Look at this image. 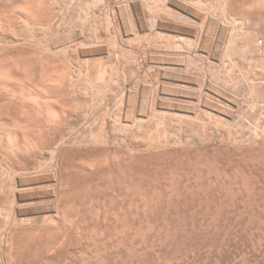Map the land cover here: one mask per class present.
I'll return each mask as SVG.
<instances>
[{
	"label": "rangeland",
	"instance_id": "rangeland-1",
	"mask_svg": "<svg viewBox=\"0 0 264 264\" xmlns=\"http://www.w3.org/2000/svg\"><path fill=\"white\" fill-rule=\"evenodd\" d=\"M38 1L27 0V3L32 9L37 7ZM45 1L42 0L45 6L47 3L48 5L55 3L56 13L53 12L52 5V8L50 5L49 8L48 5L46 7L42 5L45 21L55 19L51 21V26L49 24L43 29L40 28L41 30L38 27L20 30L16 36L14 35V40L19 41L16 42L18 46L15 47L1 43L5 40L4 37L13 39L10 35H0V43L3 45L0 44V48H5V50L0 49V77H2L0 78V131L1 134L6 131L3 136L9 137L12 144L23 143L29 150L40 146L50 135L53 136L57 131L56 123L64 131L69 126L73 127V132L76 134L61 146L60 162L58 160L59 165L56 163L58 166L55 167L60 171L62 180L59 185V212L62 214V216L60 214L62 220L57 225L51 224L52 227L50 224L49 226L37 224L40 231L36 224L23 226L8 222L10 227L6 224V229L0 235L1 261L4 264H264V69H262L264 65L259 63L258 51L251 52L257 49L254 41L246 39L253 37L257 28L264 33V0H257L262 2L260 5L256 0H231L228 11L230 17L226 15L228 12L224 11L222 6L220 9H215V2L216 7L220 4L214 0L212 7L206 5L207 11L204 10L197 21L196 17L194 21L177 20L180 18L177 17L180 13L174 8L172 9L176 11L175 13L170 9L174 22L184 27L183 22L187 21L186 26L195 28L196 34L193 37L186 36L191 40L182 37L186 34H175L162 27L158 28L157 23L162 18H166L162 17V10L157 12L161 15L160 19L157 13V16L155 15L157 18L150 16L151 8H162L164 3L165 8H168L169 4L166 0L160 2L142 0L143 2L138 4L137 7L141 5L139 8H146L145 10L143 8V12L147 13L144 23H148L150 29L141 32L135 27L137 31H133L134 35L124 33L125 22L129 20L131 22L135 16L134 9L127 0H107L111 4H108L109 6L105 4L107 3L105 0L103 2L96 0L97 6L93 0H56V2L49 0L51 2L47 3ZM84 1L93 2L84 4L82 3ZM75 2L78 4L75 5ZM91 4L96 8L93 6L91 8ZM80 7H83V10ZM208 8L212 11L219 10V13L216 14V11L212 12ZM222 10L224 13L227 12L226 17ZM205 11H209L208 13L214 16ZM95 13L97 16L93 15ZM78 15L82 21L86 20L84 24L78 19ZM203 16H207L206 21ZM210 17L219 21L216 26L209 23ZM243 17L247 20L242 21ZM229 18L234 22L229 21ZM248 18L251 22L247 26ZM164 20L166 21L167 18ZM255 20L256 24L253 23ZM236 21H239L238 24L235 23ZM56 23L61 24L53 26ZM231 23H234V26ZM224 26H228L225 28L228 29L224 31L225 33ZM57 27L59 31H56ZM68 28L70 32L77 28V32H69V41L68 36L65 37ZM234 28L235 31L241 29L240 31L249 36L245 34L243 37L242 34L239 36L241 39L238 36L235 38L233 34L231 35ZM246 28L248 31H254L253 34L245 32ZM208 29L210 31L207 32ZM150 31L152 32L149 33ZM80 32L83 33L82 38ZM200 33L209 35L207 41L209 44L198 41ZM84 35L86 37L93 35L94 39H89V42L91 41L89 43L88 38L85 41ZM232 36L235 38L234 41H228ZM95 37L98 39L97 42ZM18 38L23 41V45ZM75 38V42L74 40L72 42ZM63 39L68 42L67 44H71L67 45L68 48L64 47L66 45L63 46L66 42ZM79 39L85 41L83 45L86 43L90 47L85 45L81 47L83 50L84 48L89 50L86 51L87 54L90 52L89 58L85 51L83 55L82 49L75 48V43ZM169 41L173 42L171 46ZM251 42L253 48L249 44ZM228 43L231 47L235 43V47H232L233 49L230 47L228 50ZM244 43H248L250 48ZM208 45L212 49H209ZM61 46L63 49H59ZM200 46L205 50L203 51ZM246 46L251 51L240 49ZM236 48L239 49V54L237 50L234 51ZM214 49L219 58L215 55ZM201 53L206 54V57ZM239 55L247 56L245 62H248L245 63L243 61L245 57L241 56V59ZM234 60L238 61L240 67L245 64V69H243L244 65L243 68L241 67L242 71L250 70L254 65L253 70L257 69V72L261 67L263 73L257 72V74L255 70L249 71L251 73L246 72L247 70L238 73L241 70ZM250 61L251 67L248 65ZM257 63L259 65H255ZM90 67L94 69V74L96 73L94 75L96 80L94 77L93 81L88 79L90 77H86V73L93 70ZM5 72L9 74L5 75ZM90 74L92 77L93 73ZM211 74L215 76L212 78ZM242 74L248 77L252 74L251 80L261 79V81L258 80V84L255 81L256 84L253 85V81L248 80L249 78L244 77L245 81L240 79L243 78ZM202 78L205 80L208 78L205 85ZM87 79L92 82L89 83ZM232 79L235 80L234 83ZM236 79L238 88L236 91L233 87L235 91L233 94L232 86L236 87ZM3 80L10 82L4 83ZM104 81L106 84L103 83ZM202 82V89H199ZM209 83L213 84L212 87ZM157 85L159 87H156ZM207 85L211 90L215 86L219 93L217 94L215 89L209 90ZM246 87L247 93H245ZM253 88L258 91L255 89L254 92L257 94L251 95ZM26 91L30 92L26 93ZM208 92L213 93L216 99ZM223 92L225 94L227 92V98ZM238 92L240 95H237ZM258 92H261L260 95ZM257 95L259 99L261 98L258 99L259 101L256 100ZM198 96L202 97V102L201 99L198 100L200 98ZM230 96L232 98H229ZM46 100L49 106L47 103L44 104ZM221 101L224 104H221ZM246 102L249 103L245 104ZM251 102L254 105L256 103L254 107H259V111L255 110L253 104L249 106ZM229 104L232 105L231 108ZM207 105L208 107H205ZM248 106L251 111H248L250 110ZM252 107L255 114H250L254 112ZM243 108L248 109L246 111L249 113L242 112ZM202 112L206 114L203 115ZM9 123H13L16 128ZM13 131L16 132V136ZM19 132L23 133L25 139L27 138L26 141ZM1 134L0 148L3 149L5 137ZM0 163L1 229V225L7 222L6 217L13 212L12 203L14 208V200H17V197H13L17 194L13 188V184L17 185V180L15 181V176V179L12 177L15 174L11 175L13 172L9 168V163L2 160ZM2 163L4 171L1 168ZM5 169L11 171L5 172ZM13 218L14 215H11L10 219H7L11 222Z\"/></svg>",
	"mask_w": 264,
	"mask_h": 264
},
{
	"label": "bare ground",
	"instance_id": "bare-ground-1",
	"mask_svg": "<svg viewBox=\"0 0 264 264\" xmlns=\"http://www.w3.org/2000/svg\"><path fill=\"white\" fill-rule=\"evenodd\" d=\"M45 1V0H44ZM49 1V0H48ZM48 1H45L46 3L48 2ZM55 2H56V0H54ZM60 1H62V0H60ZM73 1V0H72ZM74 1H76V0H74ZM81 1V0H80ZM93 1H95L96 2V6H97V1L96 0H93ZM93 1H90V2H86V1H84V2H82V3H91V2H93ZM104 0H102V2H103ZM105 1H107V0H105ZM117 1V0H116ZM123 1H126V0H123ZM150 1V0H149ZM163 1V0H162ZM166 1H168V8L166 7L165 8V3L163 4V6L164 7H162V8H160V7H158V8H155V9H150V12H149V10H148V12L150 13V16L151 17H154L155 15H156V13L157 12H159L160 10H162V17H166L167 18V20L165 21L164 19H166V18H162L161 19V21L159 22V23H157V26H158V28H164L165 30H167V31H169V32H175V34H186V35H183L182 37H184V38H187L188 40L190 39V38H188V37H186L187 35L188 36H194L195 34H196V31H195V28H192L191 26L190 27H188V26H186V24H187V21H186V23L185 22H183L184 24H185V26L183 27L180 23H179V21H178V23L180 24H177L176 22H174L173 20V18L171 17L172 15V11L170 10V9H172V8H174L177 12H179L180 14L178 15V14H175L177 17H180V18H176L177 20H193L194 19V17H196L195 18V20L198 18V17H201V14L203 15V11L204 10H206L207 11V6L210 8V6L212 7V1H214V0H166ZM216 1V0H215ZM218 2H219V7L217 6L216 7V2H215V4H214V6H215V9L216 8H219L220 9V6H222V8H223V10L224 11H229L230 10V2H231V0H217ZM257 1V0H256ZM261 1H263V0H261ZM258 2V4L260 5V3H262V2ZM49 2H51V1H49ZM58 2V1H57ZM67 2V1H66ZM68 2H70V1H68ZM77 2H79V1H77ZM77 2H75L74 4L75 5H77L78 3ZM101 2V1H100ZM99 2V3H100ZM101 2V3H102ZM127 2H129L130 4H131V6L130 7H133V9H134V12L133 13H135V18L133 17V19L131 20V22H129V21H127V23L125 22V24L126 25H124V33H133V31H137V29H138V31H146L147 29H150V27L147 25V24H145L144 23V19L145 18H147L146 17V15H147V13L145 14L144 12H143V8L141 9V8H139V7H137L138 6V4L140 3V2H143L142 0H127ZM145 2H147V1H145ZM151 2H153V0H151ZM156 2H160V0L158 1H156ZM155 2V3H156ZM244 2V1H243ZM32 3V2H31ZM54 3V2H53ZM63 3V2H62ZM73 3V2H72ZM80 3V2H79ZM98 3V4H99ZM120 3V2H119ZM121 3H123V2H121ZM148 3V2H147ZM264 3V2H263ZM55 4V3H54ZM54 4L52 5V4H49L50 6L52 5L53 6V9H54ZM61 4V3H60ZM93 4V5H94ZM102 4H104V3H102ZM105 4H109L108 3V1H107V3H105ZM113 4V3H112ZM118 4V3H117ZM144 4V3H143ZM152 4V3H151ZM154 4V3H153ZM208 4V5H207ZM211 4V5H210ZM30 5V4H29ZM28 5V3H27V0H0V35H10L13 39H7V38H5L4 37V39L5 40H3L1 43L2 44H6V46H8V47H11V45L13 46L14 45V47H15V45H17L18 43H19V41H17V40H14L15 38H14V35L16 36V34L20 31V30H25V29H34V28H36L37 29V27L39 28V30H41L40 28H42L43 29V27L45 26H47V25H49L50 23H51V21L52 20H55V19H50V20H48V21H45V19H44V10L42 9V5H44V3H42V0H39L38 2H37V7L36 8H32L31 9V6H29ZM33 5H35V3L33 4ZM47 5H48V3H47ZM46 5V6H47ZM48 5V7L47 8H49L50 6ZM59 5V4H58ZM57 5V6H58ZM75 5H72V6H75ZM83 5V4H82ZM92 4H91V8H92V6H93ZM99 5H101V4H99ZM106 5V6H107ZM109 5H111V4H109ZM108 5V6H109ZM114 5V4H113ZM120 5V4H119ZM123 5V4H122ZM125 5V4H124ZM127 5V4H126ZM129 5V4H128ZM147 5H150V4H147ZM154 5H156L157 6V4H154ZM153 5V6H154ZM207 5V6H206ZM218 5V4H217ZM256 5H257V3H256ZM259 5H258V8H260L259 7ZM45 6V5H44ZM45 6V7H46ZM52 6H51V8H52ZM68 6V5H67ZM66 6V7H67ZM80 6H81V4H80ZM89 6V5H88ZM88 6L86 7V8H88ZM102 6V5H101ZM107 6V7H108ZM145 6V5H144ZM152 6V5H151ZM251 6V5H250ZM250 6H248V8H250ZM62 7H63V5H62ZM77 7V6H76ZM90 7V6H89ZM93 7H95V6H93ZM112 7V6H111ZM115 7V6H114ZM128 7V6H127ZM146 7V6H145ZM246 7V6H245ZM253 7V6H252ZM61 8V7H60ZM78 8H79V6H78ZM81 8V7H80ZM83 8V7H82ZM81 8V9H82ZM84 8H85V5H84ZM96 8V7H95ZM98 8V7H97ZM123 8V6L121 7V9ZM160 8V9H159ZM208 8V9H209ZM221 8V9H222ZM248 8H246V9H248ZM263 8H264V6H263ZM65 9V8H64ZM74 9V8H73ZM99 9V8H98ZM109 9V8H108ZM146 8H144V10H145ZM174 9H172L173 11H174ZM214 9V8H213ZM52 10V9H51ZM75 10V9H74ZM80 10V9H79ZM83 10V9H82ZM85 10V9H84ZM91 10V9H90ZM92 10H94V9H92ZM104 10V9H103ZM105 10H107V8L105 9ZM209 10H211V9H209ZM222 10V12L224 13V11ZM60 11V10H59ZM68 11H70V10H68ZM76 11V10H75ZM95 11V10H94ZM112 11V10H111ZM114 11V10H113ZM115 11H116V9H115ZM122 11V10H121ZM176 11H174V13L176 12ZM205 11V12H206ZM212 11V10H211ZM214 11H216V10H213L212 12H214ZM219 11V10H218ZM218 11H216L215 13L216 14H218L219 12ZM240 11V10H239ZM238 11V12H239ZM54 13H56V9H54V11H53ZM61 12V11H60ZM63 12V11H62ZM78 13H79V11H77ZM77 12H75V13H77ZM86 12H87V9H86ZM90 12H92V11H90ZM100 12L102 13V11H101V8H100ZM106 12V11H105ZM155 12V13H154ZM161 12V11H160ZM209 12V11H208ZM208 12H206V13H208ZM226 12V13H227ZM66 13V12H65ZM69 13V12H68ZM71 13H73V11L71 12ZM85 13V12H84ZM104 13V12H103ZM113 13V12H112ZM131 13V12H130ZM148 13V14H149ZM152 13V14H151ZM221 13V12H220ZM223 13H221V14H223ZM226 13H224V16H225V14ZM236 13V12H235ZM246 13V12H245ZM244 13V14H245ZM83 14V13H82ZM105 14V13H104ZM106 14H107V12H106ZM115 14V13H114ZM118 14V13H117ZM160 14V13H159ZM158 13H157V15H159ZM208 14H211V13H208ZM220 14V16H222ZM230 13L228 12V14H226V15H229ZM238 14V13H237ZM236 14V15H237ZM59 15V14H58ZM62 15V14H61ZM71 15V14H70ZM86 15V14H85ZM93 15H96V13L95 14H93ZM100 15V14H99ZM98 15V16H99ZM126 15H128V14H126ZM156 15V16H157ZM205 15H207V14H205ZM212 15V14H211ZM236 15H235V17H236ZM56 16H57V14H56ZM60 16V15H59ZM83 16V15H82ZM97 16V15H96ZM113 16V15H112ZM155 16V17H156ZM160 16L161 15H159V18L158 19H160ZM207 16H209V15H207ZM207 16H203V17H205L204 18V20L206 21L207 19ZM212 16H214V14L212 15ZM220 16H219V18H220ZM231 15H229L228 17H230ZM238 16V15H237ZM239 16H240V14H239ZM50 17V16H49ZM58 17V16H57ZM73 17H75L74 15H73ZM125 17V16H124ZM124 17H122V18H124ZM202 17V18H203ZM216 17H218V16H216ZM226 17V16H225ZM233 18H234V15L232 16ZM231 17V18H232ZM61 18V17H60ZM84 18V17H83ZM91 18V17H90ZM126 18V17H125ZM124 18V20H127V19H125ZM148 18H150L149 17V15H148ZM157 18V17H156ZM175 18V17H174ZM222 18H223V16H222ZM78 19H80L79 18V15H78ZM129 19H131V18H129ZM152 19V18H151ZM175 19V20H176ZM226 19V18H225ZM228 19V18H227ZM226 19V20H227ZM230 19V18H229ZM239 19V18H238ZM243 19L244 20H247V19H245V17H243L242 18V21H243ZM75 20V19H74ZM81 20V22H83V24H84V21H86V20H83L82 21V19H80ZM92 20V19H91ZM123 20V19H122ZM171 20V21H170ZM188 20V21H189ZM232 20V22H234V20L233 19H230L229 21H231ZM241 19H239V21H240ZM251 20V19H250ZM249 20V18H248V23H247V21H246V23H247V26H248V24L251 22ZM253 20V19H252ZM56 21H58V20H56ZM152 21H153V23H154V20L152 19ZM156 21V20H155ZM194 21V20H193ZM192 21V22H193ZM197 21V20H196ZM195 21V22H196ZM204 21V22H205ZM225 21V20H224ZM238 21V22H239ZM262 21V20H261ZM59 22V21H58ZM61 22V21H60ZM116 22V21H115ZM124 22V21H123ZM219 22V21H218ZM217 22V20H215L213 17H210V24H212V25H214V26H216V24L218 23ZM238 22L236 21L235 23H237L238 24ZM241 22V21H240ZM256 20H255V22H253V23H255L256 24ZM259 22V21H258ZM63 23V22H62ZM151 23V22H150ZM156 23V22H155ZM182 23V22H181ZM182 23V24H183ZM206 23V22H205ZM244 23V22H243ZM253 23H251V24H253ZM59 23H56V25L54 24H52L53 26H59L58 25ZM73 24V23H72ZM77 24H78V22H77ZM82 24V25H83ZM87 24V23H86ZM228 24V23H227ZM232 25L234 24V23H231ZM236 24V25H237ZM254 24V25H255ZM259 24V26H260V23H258ZM262 24V23H261ZM67 25H69V24H67ZM76 25V24H75ZM154 25V24H153ZM189 25V24H188ZM250 25V24H249ZM50 26H51V24H50ZM71 26V25H70ZM79 26V25H78ZM116 26V25H115ZM114 26V27H115ZM151 27H152V25H150ZM204 26V25H203ZM211 26V25H210ZM218 26H219V24H218ZM218 26H217V28H218ZM222 26H223V24H222ZM234 26V25H233ZM232 26V27H233ZM243 26H245V25H243ZM247 26H245V27H247ZM44 27V28H45ZM65 27H66V24H65ZM75 27V26H74ZM77 27V26H76ZM81 27V26H80ZM107 27V26H106ZM134 27V28H133ZM137 29H136V28ZM155 27V26H154ZM228 27V26H227ZM227 27H225L224 26V30H223V28H220V29H222L223 30V32L224 31H227L228 29H225V28H227ZM238 27V26H237ZM236 27V28H237ZM240 27V26H239ZM255 27V26H254ZM258 27V25H256V28ZM78 28V27H77ZM77 28H76V30H77ZM82 28V27H81ZM113 28V27H112ZM116 28V27H115ZM153 28V27H152ZM152 28H151V30H152ZM212 28V27H211ZM241 29H242V25H241V27H240ZM244 28V27H243ZM253 28V27H252ZM256 28H254V29H256ZM47 29V28H46ZM53 29V28H52ZM55 29V28H54ZM60 29H61V27H60ZM69 30H67L68 32H67V34H65V37H67L68 36V41H69V38H70V33L71 32H77L76 30H74L73 29V31L71 30V32H70V28H68ZM85 29V28H84ZM95 29V28H94ZM135 29V30H134ZM210 29V28H209ZM207 30V32L208 31H210V30ZM231 29V28H230ZM241 29H239L238 28V30L237 31H235V28H234V30L233 31H235L234 33H233V31H232V33L231 32H229V33H231V35L233 34V36H235V38L238 36H241L242 34H244V32H242V31H240ZM249 29V28H248ZM261 29V28H260ZM58 30V27H57V29H56V31ZM62 30V29H61ZM63 30H65V29H63ZM82 30V29H81ZM213 30V29H212ZM221 30V31H222ZM244 30H246L245 32H251L252 30L251 29H249V30H251V31H248L247 30V28L246 29H244ZM257 30H258V28H257ZM255 31L256 33H254L253 34V32H251V34L250 35H252L253 34V37H248V38H246L247 40L248 39H252L253 41H254V45H256L257 46V49H253L252 51L250 50V49H248V48H250V46H251V44H252V42L251 43H249L250 44V46L248 45V43L247 44H245V45H248L249 47L247 48V46L246 47H242V48H240V47H237V48H240V49H247V50H250L252 53H256V51H254V50H257L258 51V53L260 54V57H257L258 59L260 58V62L259 63H261L262 65H264V53L262 54V52H263V50H264V33H261V30L259 31ZM59 31V30H58ZM159 31V30H158ZM216 31H218V29L216 30ZM24 32V31H23ZM70 32V33H69ZM83 32V31H82ZM152 31H150L149 33H151ZM162 32V31H161ZM215 32V31H214ZM220 32V31H219ZM64 33H66V30H65V32ZM211 33L213 34V32L211 31ZM211 33H209V34H211ZM217 33V32H216ZM215 33V34H216ZM225 33V32H224ZM69 34V35H68ZM80 37L83 35V33H81L80 32ZM135 33H133V35H134ZM137 34V33H136ZM148 34V33H147ZM154 34V33H153ZM212 34H211V36H212ZM220 34V33H219ZM245 34H247V33H245ZM245 34H244V36L243 37H245ZM67 35V36H66ZM132 35V36H133ZM223 35V34H222ZM231 35H229V36H231ZM248 36H249V34H247ZM9 36V37H10ZM85 36V35H84ZM93 36V35H92ZM92 36L90 37V36H88V37H84L85 38V41H86V39H87V41L89 42V39L91 40V38H92ZM96 37H97V35H95ZM136 36V35H135ZM208 36L209 35H207V33H205V34H203V33H200L199 34V36H198V41L200 42H202V43H204V42H206L207 43V41H208ZM215 36H217V34L215 35ZM232 36V39L230 38V39H228V41L229 40H231L232 42L234 41V37ZM64 37V38H65ZM79 37V38H80ZM95 37V38H96ZM137 37V36H136ZM135 37V38H136ZM221 36L219 35V38H220ZM17 38V37H16ZM20 38V37H19ZM18 38V39H19ZM22 38V37H21ZM82 38V37H81ZM83 38V39H84ZM134 38V37H133ZM179 38V37H178ZM197 38V37H196ZM216 38V37H215ZM223 38V37H222ZM229 38V37H228ZM234 38V39H233ZM240 39H241V37H239ZM238 38V39H239ZM23 39V38H22ZM66 39V38H65ZM65 39H63L64 41H66ZM94 38H92V40H93ZM166 39H168V38H166ZM243 40H244V38H242ZM20 40V43H21V39H19ZM25 40V39H24ZM63 40H62V42H63ZM73 40H74V42H75V40H76V38L75 39H72V42H73ZM140 40V39H139ZM138 40V42H140ZM173 40V39H172ZM171 40V41H172ZM183 39H181V41H182ZM191 40V39H190ZM211 40V39H210ZM213 40V39H212ZM211 40V41H212ZM242 40V41H243ZM1 41V40H0ZM71 41V40H70ZM80 39L78 40V42H76L75 43V48H80V49H82L81 47L83 46L84 47V45L85 46H87L86 45V43L83 45V43L85 42L84 40V42L81 40L80 42ZM98 41V39L96 38L95 39V42H97ZM176 41H178V40H176ZM193 41H194V39H193ZM195 41H197V39L195 40ZM215 40H213V42H214ZM219 41V40H218ZM227 41V42H228ZM230 41V42H231ZM238 41H240V40H238ZM241 41V42H242ZM246 41V40H245ZM16 42H18V43H16ZM88 42H87V44H88ZM91 42V41H90ZM89 42V43H90ZM137 42V41H136ZM191 42V41H190ZM217 42V41H216ZM0 43V44H1ZM25 43V42H24ZM59 43V42H58ZM66 43V44H65ZM65 43H63V46L64 45H69V44H67L68 42L66 41ZM153 43V42H152ZM169 43H170V41H169ZM173 43V42H172ZM172 43H170V46H171V44ZM176 43V42H175ZM201 43V44H202ZM205 43V44H206ZM221 43V42H220ZM240 43V42H239ZM1 44V46H3ZM73 44V43H72ZM176 44H178V43H176ZM185 44V43H184ZM207 44H209V42L207 43ZM206 44V45H207ZM211 44V43H210ZM219 44V43H218ZM229 44V43H228ZM235 44V43H234ZM233 44V46L232 47H235V45ZM236 44H237V39H236ZM241 45H242V43H240ZM239 44V45H240ZM21 45H23V41H22V44ZM71 45V44H70ZM89 45V44H88ZM90 45H92V44H90ZM125 45V44H124ZM133 45V44H132ZM139 45V44H138ZM141 45H142V43H141ZM149 45H150V43H149ZM148 45V46H149ZM157 45H158V43H157ZM189 45V44H188ZM216 45V44H215ZM232 45V44H231ZM244 45V46H245ZM253 45V44H252ZM18 46V45H17ZM19 46H20V44H19ZM57 46V45H56ZM55 46V47H56ZM58 46H60L59 44H58ZM64 46L65 48H68L69 46ZM122 46V45H121ZM127 46H128V44H127ZM127 46H126V50L128 49L127 48ZM154 46H156L155 44H154ZM167 46V45H166ZM166 46H165V48H166ZM180 46V45H179ZM192 47H193V45H191ZM202 46H204V44L202 45ZM209 46V45H208ZM207 46V47H208ZM220 46V45H219ZM7 47V48H8ZM72 46H70V48H71ZM87 47H89V46H87ZM135 47V46H134ZM137 47V46H136ZM146 48V46H143V48ZM150 47V46H149ZM152 47V46H151ZM150 47V48H151ZM189 47V46H188ZM197 47V46H196ZM201 47V46H200ZM206 47V51H207V49L209 48H211L210 46L207 48ZM230 44H229V49L228 50H230ZM231 47V49H233ZM252 48H253V46H251ZM6 48V49H7ZM63 49V47L61 46L59 49ZM73 48V47H72ZM75 48H73V49H75ZM90 48V47H89ZM88 48V49H89ZM93 49L94 48H96V47H92ZM91 48V49H92ZM98 48V47H97ZM125 48V47H124ZM138 48V47H137ZM136 48V49H137ZM170 48H172V47H170ZM181 48V47H180ZM191 48V47H190ZM195 48V47H194ZM199 48V47H198ZM201 48H203V47H201ZM237 48L234 50V51H236L237 50ZM251 48V49H252ZM255 48V47H254ZM1 49V48H0ZM5 50V48L3 47L1 50ZM92 49V50H93ZM139 49V48H138ZM153 49H155L154 47H153ZM156 49H157V47H156ZM169 49V48H168ZM168 49H167V51H168ZM176 49V48H175ZM197 49V48H196ZM212 49V48H211ZM57 50H58V48H57ZM122 51H123V48L121 49ZM133 50V49H132ZM140 50V49H139ZM145 50V49H144ZM150 50V49H149ZM199 50V49H198ZM201 50L202 49H200V51L199 52H201ZM205 50V48H203V51ZM246 50V51H247ZM76 51H78V50H76ZM82 51V52H81ZM80 52H81V54L83 53V55H84V53L86 52V51H89V50H87V48H86V50H85V48H84V50L82 49ZM83 51H85V52H83ZM103 51V50H102ZM128 51V50H127ZM179 51V50H178ZM206 51H205V53H206ZM209 51V50H208ZM238 51V54H239V49L237 50ZM133 52V51H132ZM137 52V51H136ZM150 52H152V50L150 51ZM214 52H215V49H214ZM217 52V51H216ZM215 52V55L216 56H218L217 58H219V55L217 54ZM227 52H229V51H227ZM118 53V52H117ZM135 53V52H134ZM144 53V52H143ZM147 53V52H146ZM155 53V52H154ZM162 53V52H161ZM169 53V52H168ZM175 52H173V54H174ZM178 53V52H177ZM194 53H195V51H194ZM209 53H211V52H209ZM232 53H233V51H232ZM237 53V52H236ZM246 53V52H245ZM86 54H87V52H86ZM85 54V55H86ZM109 54V53H108ZM114 54H116L115 52H114ZM153 54V53H152ZM179 54L181 55V53L179 52ZM196 54V53H195ZM201 54H203V56L205 55V57H206V54H204V53H201ZM213 55H214V53H212ZM229 54H230V52H229ZM251 54V53H250ZM82 55V56H83ZM88 55H90V52H89V54H87L86 56L88 57ZM117 55V54H116ZM145 55H147V54H145ZM169 55V54H168ZM197 55H198V53H197ZM228 55V54H227ZM232 55L233 54H231V57H232ZM242 55H244V54H242ZM241 55V56H242ZM256 55V54H255ZM79 56H81L80 54H79ZM91 56V55H90ZM152 56V55H151ZM156 56V55H155ZM158 56V55H157ZM170 56V55H169ZM169 56H168V58H169ZM209 57H210V55H208ZM208 56H207V58H208ZM240 56V55H239ZM238 56V57H239ZM241 56H240V58H241ZM86 57V58H87ZM116 57H118V56H116ZM204 57V58H205ZM228 57H230V56H228ZM242 57H245V56H242ZM247 57V56H246ZM246 57L245 58H243V61L245 62V60H246ZM89 58V57H88ZM155 58H157V57H155ZM159 58V57H158ZM171 58V57H170ZM173 58H175V57H173ZM178 58V57H177ZM181 58V57H180ZM211 58V57H210ZM215 58V56H213V59ZM183 59V58H182ZM206 59V58H205ZM204 59V60H205ZM212 59V58H211ZM233 59V58H232ZM242 59V58H241ZM248 59V58H247ZM150 60H151V58H150ZM170 60V59H169ZM177 60V59H176ZM222 60V59H221ZM230 60V59H229ZM248 60H250V59H248ZM254 60H256V57L254 58ZM184 61V60H183ZM209 61H210V59H209ZM242 61V60H241ZM252 61V60H251ZM250 61V63H248V65L250 64L251 65V62ZM259 61V60H258ZM205 62V61H204ZM218 62V61H217ZM237 62L238 61H235L234 60V63L235 64H237ZM243 62V63H244ZM248 62V61H247ZM247 62H245V63H247ZM255 62H257V61H255ZM180 63V62H179ZM207 63V62H206ZM209 63V62H208ZM216 63V62H215ZM242 63V64H243ZM259 63H257V64H255V65H259ZM210 64V63H209ZM229 64V63H228ZM239 64H241L240 62H239ZM212 65V64H211ZM215 65V64H214ZM230 65V64H229ZM243 65H244V68H243ZM241 67L243 68V69H245V64H243ZM249 65V66H250ZM209 66V65H208ZM216 66V65H215ZM233 65H231V67H232ZM235 66V65H234ZM237 66H239V69L241 70L242 68L240 67V65H238L237 64ZM236 66V67H237ZM252 66V65H251ZM250 66V67H251ZM254 66V65H253ZM253 66L251 67V69L249 70V69H246V70H243V71H246V72H249V71H253L254 72V70H255V73H257V72H259V73H261L262 72V69H264L263 67H262V69H261V67H259V71H257L256 72V70L257 69H254L253 70ZM164 67V65L162 66V68ZM219 67V66H218ZM249 67V68H250ZM92 67H90V69H91ZM165 68H166V66H165ZM164 68V69H165ZM247 68V67H246ZM255 68V67H254ZM89 69V70H90ZM93 69V68H92ZM160 69H161V66H160ZM168 69V68H167ZM210 69V68H209ZM214 69H217V68H214ZM232 69V68H231ZM238 69V68H237ZM261 69V70H260ZM189 70V69H188ZM233 70V69H232ZM92 71V72H91ZM164 71V70H163ZM166 72H168L167 70H165ZM206 71V70H205ZM216 71V70H215ZM214 71V72H215ZM231 71V70H230ZM234 71V70H233ZM242 70H241V72H238V73H242L243 72ZM90 73H93L92 74V77H91V74L90 73H86L87 74V76L86 77H90V78H88V79H93V77H94V75L96 74H94V69L93 70H90L89 71ZM189 72H190V70H189ZM213 72V71H212ZM217 72V71H216ZM215 72V73H216ZM226 72V71H225ZM228 72V71H227ZM226 72V73H227ZM264 72V71H263ZM262 72V73H263ZM171 73H173V72H171ZM214 73V74H215ZM217 73H219V72H217ZM224 73V72H223ZM245 73V72H244ZM249 73H251V72H249ZM254 73V74H255ZM261 73V74H262ZM6 74H9L8 72H5V75ZM89 74V75H88ZM97 74H100V73H97ZM207 74V73H206ZM205 74V75H206ZM209 74V73H208ZM225 74V73H224ZM258 74V73H257ZM260 74V75H261ZM264 74V73H263ZM184 75V74H183ZM188 75V74H187ZM217 75V74H216ZM221 75H222V73H221ZM226 75V74H225ZM229 75V74H228ZM231 75V78H233L232 77V73L230 74ZM229 75V76H230ZM244 75H246V74H244ZM243 74H242V77L243 78H240V79H243V81H245L244 80V77L246 78V79H248V80H251L252 79V77H251V75H250V77H248L247 75L246 76H244ZM256 75V74H255ZM97 76V79H98V75H96ZM182 76V75H181ZM190 76V75H189ZM210 76V75H209ZM208 76V77H209ZM211 76H212V78L215 76H213L212 74H211ZM218 76H219V74H218ZM228 76V77H229ZM253 76V75H252ZM263 76V75H262ZM100 77V79H101V76H99ZM203 77V76H202ZM206 77V76H205ZM255 77V76H254ZM253 77V79H255ZM257 77H259V75H257ZM0 78H2V77H0ZM204 78V77H203ZM202 78V79H203ZM216 78H217V76H216ZM262 78V77H261ZM263 78H264V76H263ZM262 78V79H263ZM46 79H48V78H46ZM87 79V80H88ZM188 79H191V78H188ZM201 79V81H205L204 82V85H205V83H207L206 82V80L208 79H203L202 80ZM5 80V79H4ZM3 80V81H4ZM43 80V79H42ZM45 80V79H44ZM43 80V81H44ZM49 80H50V78H49ZM94 80H96V77H94ZM199 80V79H198ZM215 80H217V79H215ZM234 79H232V81H233ZM248 80H247V83H248ZM258 80L259 81H261V79H256L255 81L257 82V84H258ZM1 81H2V79H1ZM24 81V80H23ZM22 81V82H23ZM27 81V80H26ZM60 81V80H59ZM89 81V80H88ZM93 81V80H92ZM92 81H89V83L90 82H92ZM186 81H187V79H186ZM191 81H193V80H191ZM235 81V80H234ZM234 81H233V83H234ZM236 81H237V79H236ZM253 80H251V82H252ZM255 81H253V85L254 84H256V83H254ZM5 82H8V81H4V83ZM10 82V81H9ZM9 82H8V84H9ZM17 82V81H16ZM28 82V81H27ZM26 82V83H27ZM49 82V81H48ZM199 82H200V80H199ZM209 82V81H208ZM217 82V81H216ZM225 81L223 80V83H224ZM230 81H227V83H229ZM263 82V81H262ZM2 84H3V82H1ZM13 83H14V81H13ZM21 83V82H20ZM25 83V82H24ZM34 83V82H33ZM36 83V82H35ZM42 83V82H41ZM47 83V82H46ZM104 84H106L105 83V81L103 82ZM231 83V82H230ZM237 83H238V81L237 82H235V84H236V87H235V85H233L232 86V88L234 87L235 89L236 88H238V85H237ZM243 83V82H242ZM241 83V84H242ZM247 83H245L246 85H247ZM264 83V82H263ZM22 84V83H21ZM29 84V83H28ZM48 84V83H47ZM46 84V85H47ZM56 84H57V82H56ZM157 84V83H156ZM159 85H160V82L158 83ZM219 84H221V83H219ZM218 84V85H219ZM232 84V83H231ZM230 84V85H231ZM252 84V83H251ZM262 84V83H261ZM17 85V84H16ZM40 84L38 83V86H39ZM103 85V84H102ZM194 85V84H193ZM202 85H203V82L201 83V85L199 86V87H201V88H199V89H202ZM209 85H211V83H209ZM209 85H207V86H209ZM213 85V84H212ZM212 85H211V87H212ZM240 85V84H239ZM33 86V85H32ZM31 86V87H32ZM34 86H36V85H34ZM33 86V87H34ZM207 86H206V89H207ZM222 86V85H221ZM224 86V85H223ZM251 86V85H250ZM255 86H257V85H255ZM259 86H260V83H259V85H258V88H259ZM262 86V85H261ZM3 87V86H2ZM16 87V86H15ZM37 87V86H36ZM43 87H45V86H43ZM156 87H159L158 85L156 86ZM205 87V86H204ZM204 87H203V90H204ZM214 88H212V90H211V88H210V86H209V90H211V91H213V89H217V88H215V86H213ZM218 87V86H217ZM220 87V86H219ZM248 87H249V84H248ZM253 87V86H252ZM264 87V86H263ZM8 88V87H7ZM7 88H5V89H7ZM19 88H20V85H19ZM30 88V87H29ZM40 88H41V85H40ZM106 88V87H105ZM163 88V87H162ZM224 88H225V86H224ZM234 88H233V91H232V93L233 94H235L234 92ZM247 88V87H246ZM257 88V87H256ZM255 88V89H256ZM257 88V89H258ZM2 89V88H1ZM10 89V88H9ZM37 89V88H36ZM38 89H39V87H38ZM240 89V88H239ZM250 89V88H249ZM254 89V88H253ZM252 89V90H253ZM255 89L253 90V92L251 93V95L253 94V93H255V94H257V92H254L255 91ZM256 89V91H258ZM262 89V88H261ZM3 90V89H2ZM11 90V89H10ZM22 90H24V88H22ZM26 90H28V88L26 89ZM30 90H32V89H30ZM33 90H35V89H33ZM32 90V91H33ZM45 90V89H44ZM127 90V89H126ZM126 90L124 91V92H126ZM208 90V91H209ZM215 90H214V92H215ZM227 90H229V87L227 88ZM230 90H231V88H230ZM240 90H243V89H240ZM247 90H248V88L245 90V93H247ZM263 90V89H262ZM3 91H5V90H3ZM130 91V90H129ZM207 91V90H206ZM206 91H203V93H205ZM218 91V92H217ZM236 91H237V89H236ZM259 91H260V88H259ZM7 92H8V90H7ZM12 92V91H11ZM30 91H26V93H29ZM43 92V91H42ZM124 92H123V94H124ZM31 93H33V92H31ZM30 93V94H31ZM41 93V92H40ZM202 93V92H201ZM200 93V94H201ZM208 93H210V95L212 94V97L214 96L213 95V93H211V92H208ZM216 93L218 94L219 93V90H216ZM220 93H221V91H220ZM261 93V92H260ZM260 93L258 92V94L260 95ZM86 94V93H85ZM102 94V93H101ZM128 93H126V95H127ZM207 94V93H206ZM223 94H225L224 92H223ZM226 94H227V92H226ZM225 94V98H227V96L228 95H226ZM237 94V93H236ZM250 93L248 92V94L247 95H249ZM131 95V94H130ZM237 95H240L239 94V92H238V94ZM247 95H246V97H247ZM254 95V94H253ZM259 95H257L258 96V98L256 99L257 101H259L260 99H259ZM8 96V95H7ZM30 96V95H29ZM132 96V95H131ZM223 96H222V98H223ZM233 96V95H232ZM232 96H230L229 98H232ZM243 96V95H242ZM256 96V95H255ZM11 97H12V95H11ZM129 97V96H128ZM198 97H200L198 100H200L201 99V102H202V97L201 96H198ZM203 97H204V94H203ZM220 97V96H219ZM246 97H244V99L246 98ZM250 97V96H249ZM9 98H10V96H9ZM30 98V97H29ZM207 98H208V95H207ZM211 98V97H210ZM214 98L216 99V97L214 96ZM228 98V99H229ZM239 98V97H238ZM243 98V97H242ZM248 98V97H247ZM252 98V97H251ZM12 99V98H11ZM13 99H14V97H13ZM22 99V98H21ZM35 100H36V98H34ZM46 99H48V98H46ZM209 99V98H208ZM217 99H219V98H217ZM234 99V98H233ZM250 99V98H249ZM254 99V98H253ZM259 99V100H258ZM27 100V99H26ZM30 100H32V99H30ZM214 100V99H213ZM220 100V99H219ZM218 100V101H219ZM222 100V99H221ZM235 100V99H234ZM237 100H239V99H237ZM252 100V99H251ZM19 101V100H18ZM21 101V100H20ZM51 101V100H50ZM216 101V100H215ZM223 101V100H222ZM221 101V104L223 103ZM229 101V100H228ZM244 101V100H243ZM247 101H248V99H247ZM254 102H255V100H253ZM257 101H256V103H257ZM5 102V101H4ZM10 102V101H9ZM39 102V101H38ZM41 102V101H40ZM48 101L46 100V101H44V104L45 105H47L48 103H47ZM206 102V101H205ZM208 102V101H207ZM211 102V101H210ZM239 102V101H238ZM261 102V101H260ZM259 102V103H260ZM47 103V104H46ZM135 103V102H134ZM212 103V102H211ZM220 103V102H219ZM228 103V102H227ZM240 103V102H239ZM247 103H249V102H246L245 104H247ZM256 103H255V105H256ZM7 104V103H6ZM43 104V103H42ZM201 104V103H200ZM199 104V105H200ZM207 104V103H206ZM224 104V103H223ZM226 104V103H225ZM231 104H232V102H231ZM231 104H229V108H231L230 107V105ZM240 104H242L243 105V103H240ZM244 104V105H245ZM253 104V102H251L250 104H249V106H251ZM198 105V104H197ZM205 105V104H204ZM210 105V104H209ZM213 105V104H212ZM228 105V104H227ZM233 105V104H232ZM231 105V106H232ZM241 105V106H242ZM254 104L252 105L253 107L255 106ZM257 105H258V103H257ZM48 106H49V104H48ZM234 106V105H233ZM248 106V108H250ZM259 107H260V105H258ZM201 107H202V105H201ZM205 107H208V105L207 106H205ZM218 107V106H217ZM235 107V106H234ZM246 107V106H245ZM252 107V108H253ZM257 108V107H254L255 108V110L256 109H258V111H259V109L260 108ZM48 108V107H47ZM46 108V109H47ZM220 108V107H219ZM254 108H253V111H254ZM66 109V108H65ZM64 109V110H65ZM203 109H205V108H203ZM207 109V108H206ZM221 109V108H220ZM224 109V108H223ZM244 109V108H243ZM42 110V109H41ZM146 110V109H145ZM239 110V109H238ZM241 110V109H240ZM246 110H248V109H246ZM245 109H244V111H242V112H248V111H251V108H250V110H248V111H246ZM53 111V110H52ZM67 111V110H66ZM214 111V110H213ZM224 111H225V109H224ZM224 111H223V113H224ZM49 112H50V110H49ZM54 112V111H53ZM57 112V111H56ZM55 112V113H56ZM59 112H60V110H59ZM63 112V111H62ZM201 112V111H200ZM203 112H206V111H203ZM202 112V114L204 115V114H206V113H203ZM207 112H209V110L207 111ZM222 112V111H221ZM42 113V112H41ZM48 113V112H47ZM58 113V112H57ZM56 113V114H57ZM61 113V112H60ZM67 113V112H66ZM249 113V112H248ZM262 113V112H261ZM260 113V114H261ZM63 114V113H62ZM250 114H255V111L254 112H252V113H250ZM259 114V113H258ZM45 115H46V113H45ZM52 115H53V113H52ZM55 115V114H54ZM199 115V114H198ZM200 115H201V113H200ZM202 115V116H203ZM3 116V115H2ZM47 116H48V114H47ZM255 116V115H254ZM6 117H8V116H6ZM51 117V116H50ZM3 118V117H2ZM55 118H56V116H55ZM264 118V117H263ZM52 119H53V116H52ZM57 119V118H56ZM55 119V120H56ZM9 120V119H8ZM11 121H12V118L10 119ZM48 120V119H47ZM58 122V121H57ZM60 122V121H59ZM263 122V121H262ZM8 123V122H7ZM15 123V122H14ZM53 123H55V122H53ZM2 124V123H1ZM9 124H11V123H9ZM200 124V123H199ZM202 124V123H201ZM212 124V123H211ZM215 124V123H214ZM11 125H13L14 126V124L12 123ZM49 125V124H48ZM75 125V124H74ZM264 125V124H263ZM8 126H10V125H8ZM56 126L59 128H55V130H57L56 132H55V134H53V136H51L50 135V137L45 141V140H43L44 141V143H42V144H40V146H37V148L36 147H32L31 149H29L27 146V148L29 149V150H27L26 148H25V146L23 145V143H21V144H12V142H11V139L9 138V137H6V136H3V134H5L6 133V131H4V133L3 134H1V131H0V134L3 136V137H5V139L3 140L4 141V143H3V149L2 148H0V161L2 160V161H6L7 163H9V168L12 170V174L11 175H13V174H15V175H13L12 177L15 179V177H16V179H15V181L17 182L16 184L17 185H15V184H13V188L15 189L14 191H16V193L17 194H15L16 196H13V197H17V200L15 199L14 200V208H13V203H12V210H13V212L15 213H13V212H11L10 213V215L8 216V217H6V221L7 222H5V223H3L2 225H1V229H0V235H1V233H3L4 231V229H6L5 227H6V224L8 225V222L9 223H13V224H15V225H23V226H28V225H35L36 224V226L38 227V225H43V224H46L47 226H49L48 224H54L55 225V223H56V225H57V223L60 221V220H62V219H60V212H59V207H60V203H59V185H61L60 183H61V176H60V174H59V172L60 171H58L57 170V168H55L56 166H58L59 164H58V160L60 159L59 157H60V154H61V146L63 145V143H65L66 141H68L69 139H71V138H73L74 136H73V134L75 135L76 133H74L73 132V127H67L68 129H66L65 131L63 130V129H61L60 127V125H58V123H56ZM15 127V126H14ZM199 127V126H198ZM3 128V127H2ZM1 128V129H2ZM5 128V127H4ZM3 128V130H6V129H4ZM16 128V127H15ZM74 128H76V126L74 127ZM202 128H204V126L202 127ZM207 128V127H206ZM10 129H12V128H10ZM3 130H2V132H3ZM15 130H17V129H15ZM14 130V131H15ZM13 131V132H14ZM9 132V131H8ZM12 132V133H13ZM11 133V132H10ZM9 133V134H10ZM20 133V132H19ZM14 134H15V136L17 135L16 134V132H14ZM14 134H12V135H14ZM21 135L23 134L22 132L20 133ZM20 135V136H21ZM8 136V135H7ZM10 137H11V135H9ZM48 136H49V134H48ZM13 137V136H12ZM19 137V136H18ZM22 137H23V135H22ZM1 138V137H0ZM23 139L26 141V139L23 137ZM29 139V138H28ZM84 139V138H83ZM82 139V140H83ZM1 140V139H0ZM77 140V139H76ZM81 140V141H82ZM23 141V140H22ZM75 141V140H74ZM72 142H73V140H72ZM15 143V142H14ZM18 143V142H17ZM26 143V142H25ZM24 143V144H25ZM27 145V144H26ZM23 149H22V148ZM59 162H60V160H59ZM7 163H5V164H7ZM58 165H57V164ZM1 164V163H0ZM3 164V163H2ZM61 164V163H60ZM4 164L1 166V168L3 169L4 167ZM5 168H6V166H5ZM7 169V168H6ZM5 169V172H7V171H11V170H6ZM3 171H4V169H3ZM2 171V172H3ZM15 176V177H14ZM64 185V184H63ZM63 187H65V186H63ZM65 189V188H64ZM63 192V191H62ZM13 202V201H12ZM11 210V211H12ZM15 210V211H14ZM13 213V214H12ZM0 214H1V212H0ZM13 216L14 215V218L13 219H11V222L10 221H8V219H10V216ZM61 216H62V214H61ZM8 218V219H7ZM63 218V217H62ZM61 223V222H60ZM38 224V225H37ZM10 225V224H9ZM8 225V226H9ZM41 225V226H42ZM7 226V227H8ZM29 226V227H30ZM36 226H34V227H36ZM43 226H45V225H43ZM60 226V225H59ZM10 227V226H9ZM18 227V226H17ZM20 227V226H19ZM50 227H52V225L50 226ZM55 227V226H54ZM24 228V227H23ZM39 228V227H38ZM8 229V228H7ZM22 229V228H21ZM33 229V228H32ZM26 230V229H25ZM25 230H24V232H25ZM42 230V229H41ZM22 231V230H21ZM30 231V230H29ZM32 231V230H31ZM30 231V232H31ZM39 231H40V228H39ZM35 232V231H34ZM36 232H38V231H36ZM6 247H7V245H6ZM7 249H8V247H7ZM8 252H10V251H8ZM11 256V255H10ZM8 257H9V255H8ZM12 259V258H11ZM2 258L0 259V264H4L2 261ZM6 260V259H5ZM6 262H7V260H6ZM9 262H10V260H9ZM8 263V262H7ZM10 264V263H9Z\"/></svg>",
	"mask_w": 264,
	"mask_h": 264
}]
</instances>
